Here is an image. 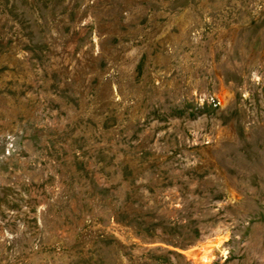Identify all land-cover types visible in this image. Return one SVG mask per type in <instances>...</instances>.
<instances>
[{"label":"rangeland","instance_id":"obj_1","mask_svg":"<svg viewBox=\"0 0 264 264\" xmlns=\"http://www.w3.org/2000/svg\"><path fill=\"white\" fill-rule=\"evenodd\" d=\"M0 264H264V0H0Z\"/></svg>","mask_w":264,"mask_h":264}]
</instances>
